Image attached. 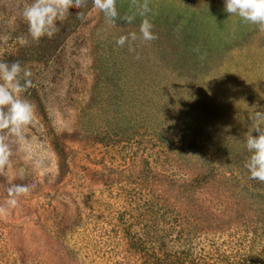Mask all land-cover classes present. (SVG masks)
<instances>
[{"label": "rangeland", "instance_id": "rangeland-1", "mask_svg": "<svg viewBox=\"0 0 264 264\" xmlns=\"http://www.w3.org/2000/svg\"><path fill=\"white\" fill-rule=\"evenodd\" d=\"M28 2L0 0V61L31 72L34 110L21 137L0 131V264H148L155 233L210 261L261 245L264 182L249 178L244 141L264 126L251 120L264 111V33L224 0H149L158 38L145 42L141 17L111 24L85 0L51 38L21 45ZM130 32L134 51L116 43ZM14 185L30 191L12 206Z\"/></svg>", "mask_w": 264, "mask_h": 264}, {"label": "clouds", "instance_id": "clouds-1", "mask_svg": "<svg viewBox=\"0 0 264 264\" xmlns=\"http://www.w3.org/2000/svg\"><path fill=\"white\" fill-rule=\"evenodd\" d=\"M84 3L85 0H30L25 4L22 12L27 24V35L18 38L21 45H27L30 40L39 42L45 36L51 38L58 30V23L63 22L70 15V9H81ZM131 5L134 9L133 13L121 17L116 7V0H93V7L103 13L106 22L115 24L117 19H120L130 24L139 16L141 17L139 38L145 42L157 39L153 32L154 26L148 18L151 12L149 0H131ZM224 11L230 16L239 17L243 22L256 25L258 30L264 33V0H224ZM83 15V12H77L78 18ZM137 38L136 32H130L119 36L116 43L120 47L128 44L129 51H134L132 44ZM136 58L139 59V56L137 55ZM30 76L31 72L22 68L19 62L8 64L0 61V131L7 130L8 133L21 137L23 129L34 122L33 106L22 98V93L31 84L28 79ZM251 120L264 122V111H256ZM253 130L258 135L253 136L252 133H248L244 141L249 153L245 168L250 174V179L264 182V126L256 123ZM5 141L6 136L0 135V173L9 165L11 156ZM8 191L13 197L8 203L14 206L17 203L15 197L27 194L30 188L27 185H14ZM4 211L0 208V213Z\"/></svg>", "mask_w": 264, "mask_h": 264}, {"label": "trees", "instance_id": "trees-1", "mask_svg": "<svg viewBox=\"0 0 264 264\" xmlns=\"http://www.w3.org/2000/svg\"><path fill=\"white\" fill-rule=\"evenodd\" d=\"M161 239V241H159ZM164 238L150 235V247H147L151 259L148 264H264V242L258 247L247 249L246 251L237 250L235 255L226 253L225 249L218 257L212 261L210 258L212 252L209 249L201 247L198 254L193 256L189 248L167 247L163 243ZM137 247L140 251L144 249L142 243L138 242Z\"/></svg>", "mask_w": 264, "mask_h": 264}]
</instances>
